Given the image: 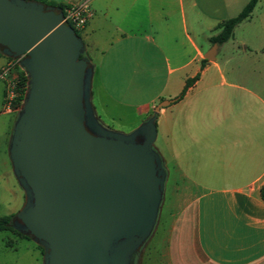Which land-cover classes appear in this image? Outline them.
<instances>
[{"label": "crops", "instance_id": "obj_1", "mask_svg": "<svg viewBox=\"0 0 264 264\" xmlns=\"http://www.w3.org/2000/svg\"><path fill=\"white\" fill-rule=\"evenodd\" d=\"M247 1L90 0L77 35L90 99L117 118L115 130L131 131L175 98L154 120L173 210L132 264H264V0L201 62L215 25Z\"/></svg>", "mask_w": 264, "mask_h": 264}, {"label": "water", "instance_id": "obj_2", "mask_svg": "<svg viewBox=\"0 0 264 264\" xmlns=\"http://www.w3.org/2000/svg\"><path fill=\"white\" fill-rule=\"evenodd\" d=\"M0 52L20 57L28 79L7 147L24 195L11 227L42 247L41 264H132L163 191L154 120L175 98L129 132L104 127L90 104L83 43L57 6L0 0Z\"/></svg>", "mask_w": 264, "mask_h": 264}, {"label": "rangeland", "instance_id": "obj_3", "mask_svg": "<svg viewBox=\"0 0 264 264\" xmlns=\"http://www.w3.org/2000/svg\"><path fill=\"white\" fill-rule=\"evenodd\" d=\"M41 4L47 6H62L66 2H77L79 0H34ZM71 3V4H73ZM90 0L88 1V4ZM70 5V4H69ZM90 5V4H89ZM79 36L81 32L79 30L75 31ZM211 47L208 45L207 50ZM206 50V51H207ZM3 54H0L2 56ZM83 55V52L81 54ZM3 81H0V86ZM4 83V82H3ZM4 90V89H3ZM90 104L93 113L97 120L106 128L118 129L119 122L117 118L111 116L107 117L102 114L101 109L98 107V102L96 100L90 99ZM95 107V111L93 109ZM19 109V108H18ZM17 111L13 112H3L2 105L0 102V217L13 215L22 207L24 201L23 190L19 186L13 172L11 169L10 160L8 157V142L11 133V127L16 118ZM101 116V120L96 116ZM124 117V118H123ZM124 121L132 119L129 113L122 116ZM112 120V121H111ZM102 121V122H101ZM160 144V141H154L152 143V148ZM156 151V150H155ZM172 197H170L167 187V181L164 184V189L162 191V197L157 211V222L155 231H159L161 226L167 221V216L173 210V204L171 203ZM159 220V224H158ZM153 230V229H152ZM154 231V232H155ZM152 234V233H150ZM153 236L149 235L146 239L150 240ZM144 242V243H145ZM143 243V244H144ZM142 246V245H141ZM138 250L132 256V261L138 254ZM42 257V247L34 242L31 238L20 237L13 231L9 229L0 230V264H41Z\"/></svg>", "mask_w": 264, "mask_h": 264}, {"label": "built area", "instance_id": "obj_4", "mask_svg": "<svg viewBox=\"0 0 264 264\" xmlns=\"http://www.w3.org/2000/svg\"><path fill=\"white\" fill-rule=\"evenodd\" d=\"M88 1L89 0H79L68 5L63 10V20L74 30H80L83 28L87 20L92 16V10ZM19 60L20 57H9V59L0 66V81L4 82L1 101L3 112L17 111L20 106L18 104L22 103L16 99L18 96V75L16 68H21ZM27 86L25 87V90ZM25 90L23 91V95Z\"/></svg>", "mask_w": 264, "mask_h": 264}, {"label": "trees", "instance_id": "obj_5", "mask_svg": "<svg viewBox=\"0 0 264 264\" xmlns=\"http://www.w3.org/2000/svg\"><path fill=\"white\" fill-rule=\"evenodd\" d=\"M256 1L257 0H248L236 15L217 23L214 27V29H216L217 32L209 37V41L211 43L216 42L218 44H221L224 41H226L228 38H230L232 36L234 26L249 16V14L252 11ZM55 6L61 8L62 13H63L64 8L67 7V5H64V4L62 6H60V5H55ZM0 54H1V52H0ZM205 61H206L205 59H202L201 60L202 64ZM16 69H17V75H18V88H17L18 96L16 99H17V101L22 102L23 91L25 90V87L27 86V80L28 79H27L26 72L22 68L17 67ZM196 78H197V75H195L191 79L186 80L185 86L189 85ZM183 91L184 90H182V92L180 93V95L178 97H180L182 95ZM20 104H18V105H20ZM259 196L262 199V201L264 202V183L259 189ZM11 216L12 215L0 217V230L9 229V230L13 231L14 233H16L20 237L29 238V236L22 235L11 227V225H10Z\"/></svg>", "mask_w": 264, "mask_h": 264}]
</instances>
